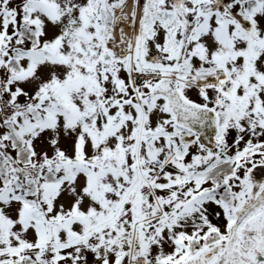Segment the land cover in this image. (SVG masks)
Segmentation results:
<instances>
[{"label":"snow or ice","instance_id":"1","mask_svg":"<svg viewBox=\"0 0 264 264\" xmlns=\"http://www.w3.org/2000/svg\"><path fill=\"white\" fill-rule=\"evenodd\" d=\"M264 0H0V264H264Z\"/></svg>","mask_w":264,"mask_h":264},{"label":"flooded vegetation","instance_id":"2","mask_svg":"<svg viewBox=\"0 0 264 264\" xmlns=\"http://www.w3.org/2000/svg\"><path fill=\"white\" fill-rule=\"evenodd\" d=\"M254 173H255V175H254V178H255V179H257V180H262V179H264V174H261V173H259L258 171H255Z\"/></svg>","mask_w":264,"mask_h":264},{"label":"water","instance_id":"3","mask_svg":"<svg viewBox=\"0 0 264 264\" xmlns=\"http://www.w3.org/2000/svg\"><path fill=\"white\" fill-rule=\"evenodd\" d=\"M257 171V170H254V172Z\"/></svg>","mask_w":264,"mask_h":264}]
</instances>
